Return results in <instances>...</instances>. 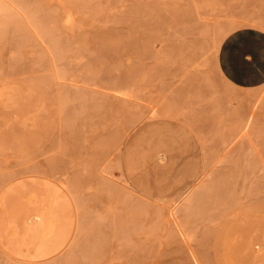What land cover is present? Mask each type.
<instances>
[{"label":"rangeland","instance_id":"rangeland-1","mask_svg":"<svg viewBox=\"0 0 264 264\" xmlns=\"http://www.w3.org/2000/svg\"><path fill=\"white\" fill-rule=\"evenodd\" d=\"M21 3L35 26L0 39V264H264V86L217 63L264 0ZM217 76L258 133L211 136Z\"/></svg>","mask_w":264,"mask_h":264},{"label":"bare ground","instance_id":"bare-ground-1","mask_svg":"<svg viewBox=\"0 0 264 264\" xmlns=\"http://www.w3.org/2000/svg\"><path fill=\"white\" fill-rule=\"evenodd\" d=\"M21 2H23V0H0V39L3 36V34L7 33L10 29L12 30V28H14V30H16V31L26 32V31H28V28L30 26L31 27L35 26L34 22L32 21V18H33L32 15L34 14L33 11H31V9L29 10L28 8H26V6H24V3L22 4ZM219 77L220 76H217L218 80H219ZM221 79H222V83L225 85L227 80L226 79L224 80V77H222ZM221 79L219 80V83H221ZM44 82L45 81H37V82L33 81L30 83V85L39 89L42 87ZM222 83L219 84V86L221 88L225 87L224 91L219 90V87L217 86L218 84L216 85V87H218V90L220 92L221 91L224 92V95L222 94V92H221L222 95L219 93V91L218 92L216 91L217 93L215 92V94H217V95H215V97H217L220 94L219 95L220 99H218V97H217L216 102L213 104V102H214L213 100H215V98L213 97L214 99L212 100L211 106L213 107V105H214L215 107H213L214 113H212V114L209 113V116L210 115H212V116H210V119H211L210 122L211 123L209 124L208 127H210V125H211V133H212L211 136H214V138H215L214 140H218L219 142L222 141L223 145H224V143L229 142L233 139H236L241 134H245V133H249V132H252V133L254 132V134H255L258 132H257V118L255 117V115H253L250 112V110L247 107L242 105V103H239L240 101L238 100V95L235 93L236 89L235 90L230 89V88H232V85L230 83V87H229V85H228L229 81L226 84V86H223ZM211 86L213 87V85H211ZM215 89H214V91H215ZM226 100H228V101H230V103H232L231 110L228 109L230 107H227L228 105L226 104L227 103ZM223 103L226 104L225 105L226 110L224 108ZM251 108H252V106H251ZM224 110L226 112H224ZM227 110H229V111L227 112ZM219 123L225 124V127H223V128L216 127V125ZM213 127L215 129H212ZM260 129L261 128H259V130ZM256 139L258 140L257 135H256ZM214 140L212 139V142L217 145V143H215L217 141H214ZM208 141H210V140H208ZM219 142H218V144H219ZM222 142H220V144ZM213 147H216V146H213ZM213 147H212V149H215ZM217 148H218V145H217ZM208 149H210V148H208Z\"/></svg>","mask_w":264,"mask_h":264},{"label":"crops","instance_id":"crops-1","mask_svg":"<svg viewBox=\"0 0 264 264\" xmlns=\"http://www.w3.org/2000/svg\"><path fill=\"white\" fill-rule=\"evenodd\" d=\"M217 63L238 88L252 92L264 86V29L245 25L233 30L219 47Z\"/></svg>","mask_w":264,"mask_h":264}]
</instances>
